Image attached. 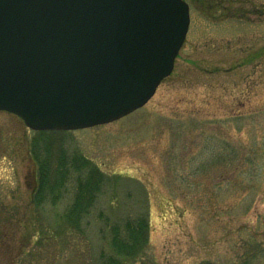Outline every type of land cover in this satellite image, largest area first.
<instances>
[{
  "label": "rangeland",
  "instance_id": "374dc122",
  "mask_svg": "<svg viewBox=\"0 0 264 264\" xmlns=\"http://www.w3.org/2000/svg\"><path fill=\"white\" fill-rule=\"evenodd\" d=\"M186 1V41L142 107L43 135L0 111V264H99L112 224L139 215L149 244L124 264H264V0ZM78 155L104 180L73 225Z\"/></svg>",
  "mask_w": 264,
  "mask_h": 264
},
{
  "label": "water",
  "instance_id": "95a60500",
  "mask_svg": "<svg viewBox=\"0 0 264 264\" xmlns=\"http://www.w3.org/2000/svg\"><path fill=\"white\" fill-rule=\"evenodd\" d=\"M185 0H0V109L37 130L112 122L171 74Z\"/></svg>",
  "mask_w": 264,
  "mask_h": 264
},
{
  "label": "trees",
  "instance_id": "16d2710c",
  "mask_svg": "<svg viewBox=\"0 0 264 264\" xmlns=\"http://www.w3.org/2000/svg\"><path fill=\"white\" fill-rule=\"evenodd\" d=\"M44 132L46 131H39L41 135ZM64 162H60L58 167L59 175L57 176V181L59 182V187L63 185L66 179L67 169L64 167ZM69 163L71 168H74L77 173L78 185L74 200L65 214V218L71 224L76 225L79 224L82 216L93 206L97 194L102 188L104 175L98 166L94 165L83 155L75 156ZM46 166L48 168L47 164ZM52 170L54 171L55 169L52 167ZM40 183L36 189L37 203H41L43 198H46L52 191L49 185L51 183L50 179L45 183ZM53 200L56 201L54 198ZM149 230L150 222L144 215L129 217L123 223H113L111 228L113 253L101 254L99 264H124L121 256L127 259H138L141 257L149 244Z\"/></svg>",
  "mask_w": 264,
  "mask_h": 264
},
{
  "label": "flooded vegetation",
  "instance_id": "af4514ba",
  "mask_svg": "<svg viewBox=\"0 0 264 264\" xmlns=\"http://www.w3.org/2000/svg\"><path fill=\"white\" fill-rule=\"evenodd\" d=\"M0 111H4V112H8V111H5V110H0ZM8 113H11V112H8ZM11 114H14V113H11ZM16 115V114H15ZM23 123L27 126V124L23 121ZM28 127V126H27ZM29 128V127H28ZM36 185L33 187V191L34 193L36 192Z\"/></svg>",
  "mask_w": 264,
  "mask_h": 264
}]
</instances>
